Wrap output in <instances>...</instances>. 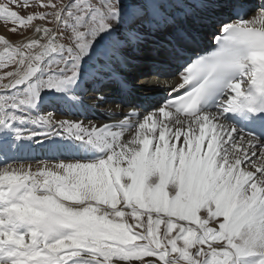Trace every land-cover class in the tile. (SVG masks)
Returning <instances> with one entry per match:
<instances>
[{"label":"snow or ice","instance_id":"6c2138e0","mask_svg":"<svg viewBox=\"0 0 264 264\" xmlns=\"http://www.w3.org/2000/svg\"><path fill=\"white\" fill-rule=\"evenodd\" d=\"M0 24V264H264V0H0ZM146 55L162 103L134 98Z\"/></svg>","mask_w":264,"mask_h":264},{"label":"bare ground","instance_id":"6f19581e","mask_svg":"<svg viewBox=\"0 0 264 264\" xmlns=\"http://www.w3.org/2000/svg\"><path fill=\"white\" fill-rule=\"evenodd\" d=\"M3 34H6V35H8L9 37H10V35H9V33H7V31H5L4 30V33ZM11 39V38H10ZM147 57H150V55H146ZM151 58V57H150ZM152 59V58H151ZM133 76V75H132ZM139 76V75H138ZM137 76V77H138ZM153 81H151L150 79H148V77H144V78H142V80H141V82L139 83V86H141V87H149V86H159V89L156 91V93H158V95H162L164 92H166V91H163L162 90V88L165 86V84H163V83H155L154 82V80L155 79H152ZM147 82V83H146ZM143 90H144V88H142ZM141 91V90H140ZM144 95V96H146L144 93H142V92H139V93H137V94H135V97L137 96H140V95ZM144 101H150V102H158V101H155V99H144ZM105 108H107V106H105ZM100 110H102V113H103V111L105 110V109H100ZM100 110H98V113L95 115V116H92V117H89V118H91V119H94L97 123H99V122H102V121H104V122H106V118L102 115V113H100L99 114V111ZM81 118H83V117H81ZM37 156H38V158H42L41 156H40V154L39 153H37L36 154Z\"/></svg>","mask_w":264,"mask_h":264},{"label":"rangeland","instance_id":"374dc122","mask_svg":"<svg viewBox=\"0 0 264 264\" xmlns=\"http://www.w3.org/2000/svg\"><path fill=\"white\" fill-rule=\"evenodd\" d=\"M4 30L6 31V29L4 28V26L2 24H0V34H3L4 33ZM10 37L12 40H16L18 39L17 36H12L10 33H9Z\"/></svg>","mask_w":264,"mask_h":264}]
</instances>
